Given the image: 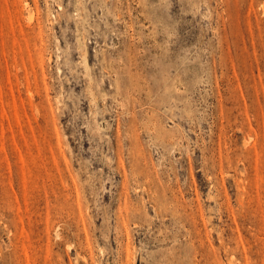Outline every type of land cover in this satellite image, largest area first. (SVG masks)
<instances>
[{
    "label": "rangeland",
    "instance_id": "1",
    "mask_svg": "<svg viewBox=\"0 0 264 264\" xmlns=\"http://www.w3.org/2000/svg\"><path fill=\"white\" fill-rule=\"evenodd\" d=\"M0 264H264V0H0Z\"/></svg>",
    "mask_w": 264,
    "mask_h": 264
}]
</instances>
